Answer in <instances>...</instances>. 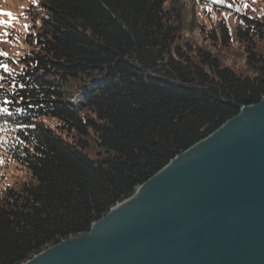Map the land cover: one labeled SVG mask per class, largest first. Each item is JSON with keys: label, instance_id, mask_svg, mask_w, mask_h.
I'll return each mask as SVG.
<instances>
[{"label": "trees", "instance_id": "1", "mask_svg": "<svg viewBox=\"0 0 264 264\" xmlns=\"http://www.w3.org/2000/svg\"><path fill=\"white\" fill-rule=\"evenodd\" d=\"M190 1L200 39L240 45L249 76L185 40L182 0H29L22 9L24 48L9 56L0 45V155L25 172L0 187V264L88 233L262 100L263 2Z\"/></svg>", "mask_w": 264, "mask_h": 264}, {"label": "water", "instance_id": "2", "mask_svg": "<svg viewBox=\"0 0 264 264\" xmlns=\"http://www.w3.org/2000/svg\"><path fill=\"white\" fill-rule=\"evenodd\" d=\"M24 264H264V97Z\"/></svg>", "mask_w": 264, "mask_h": 264}, {"label": "rangeland", "instance_id": "3", "mask_svg": "<svg viewBox=\"0 0 264 264\" xmlns=\"http://www.w3.org/2000/svg\"><path fill=\"white\" fill-rule=\"evenodd\" d=\"M185 3L183 9L185 40L196 42L198 46L210 51L215 56L219 55L222 63L232 68L238 74L250 75V68L245 66V57L240 45L234 43L230 49L221 42L213 44L209 40H201L199 31L193 26L192 3L190 0H182ZM263 2L264 7V0ZM29 0H0V13H11V16L0 15V45L8 50V55L13 56L24 48L23 38L28 29L26 18L23 16L22 9L26 7ZM210 44H208L207 42ZM24 170L20 166L13 165L0 155V187L3 181L12 183L15 178L24 177ZM86 234V233H85ZM84 235V234H82ZM79 237V236H78ZM75 237V238H78Z\"/></svg>", "mask_w": 264, "mask_h": 264}, {"label": "snow or ice", "instance_id": "4", "mask_svg": "<svg viewBox=\"0 0 264 264\" xmlns=\"http://www.w3.org/2000/svg\"><path fill=\"white\" fill-rule=\"evenodd\" d=\"M0 15L11 16V13H0ZM0 23H2V22H0Z\"/></svg>", "mask_w": 264, "mask_h": 264}]
</instances>
